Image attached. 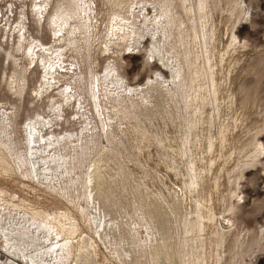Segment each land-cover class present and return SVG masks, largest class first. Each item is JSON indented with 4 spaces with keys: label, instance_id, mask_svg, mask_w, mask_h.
Segmentation results:
<instances>
[{
    "label": "bare ground",
    "instance_id": "6f19581e",
    "mask_svg": "<svg viewBox=\"0 0 264 264\" xmlns=\"http://www.w3.org/2000/svg\"><path fill=\"white\" fill-rule=\"evenodd\" d=\"M30 1V14L25 7L17 12L13 2L6 14L0 9L7 20L0 50L15 70L12 95L21 98L29 71H38L33 93L48 101V111L21 122L20 145L14 138L19 110L0 101V158L6 173L77 208L91 234L80 233L69 211L27 209L0 190V264H230L229 232L220 218L233 211V174L220 178L215 224L201 181L212 163L225 170L222 151L237 117L231 68L238 39L218 35L213 0H106L103 21L95 0ZM44 30L49 42L38 37ZM127 49L145 50L157 62L154 74L131 83L115 59ZM100 56L106 59L98 70ZM169 128L186 189L170 188L144 163V143L161 151ZM261 153H253L255 160ZM144 171L153 174L156 191ZM262 229L253 244L238 236L232 264H244L261 248Z\"/></svg>",
    "mask_w": 264,
    "mask_h": 264
},
{
    "label": "rangeland",
    "instance_id": "374dc122",
    "mask_svg": "<svg viewBox=\"0 0 264 264\" xmlns=\"http://www.w3.org/2000/svg\"><path fill=\"white\" fill-rule=\"evenodd\" d=\"M95 1L97 6L99 5L100 20L107 19L110 11L108 2L106 0ZM126 1L124 0V3ZM128 1L130 2V0ZM10 2L15 4L17 12H20L22 7H25V11L30 14V0H0V9H3L5 14L7 11L6 5ZM240 2L241 0H213L211 3L216 31L221 39L224 42L229 41L232 36H236L238 39L233 55L235 66L231 68L233 75L236 77L234 87L237 94V117L236 120L232 119L229 122L231 136L228 139L225 150L222 151L221 158L223 159L222 162L225 163V170L212 163L211 168L203 170L201 175L207 201L206 205L207 207L213 206L212 216L214 219L212 224H215L217 220L215 218L218 213L217 208L219 207L220 178L226 175L227 170L228 173L233 174V180L229 185L233 211L220 218L225 230L229 232L227 237V257L230 264L233 263L234 258L237 256L238 236L243 235L241 236L243 238L247 235L246 239L250 238L251 244H253L264 227V148L261 147L262 145L264 146V0H245L246 4L243 9L238 6ZM248 11L250 15H247ZM13 19L12 17L11 20ZM4 21L2 22L0 12V28L7 22L5 19ZM29 26L32 33L37 35L31 16ZM38 37L44 42L50 41L47 30L41 32ZM5 42L6 37L2 38V31L0 30V43L6 47ZM222 49L223 46L220 47V50ZM118 55L115 59H118L117 63L120 71L128 77L131 83L142 81L144 78L152 76L154 71L157 70V62L148 59L145 50L140 53V50L132 51L127 49L123 50V52L121 51ZM105 59V56L99 57L98 70L105 63ZM14 73L15 70L12 63L6 54L0 50V101L5 108L12 109L17 106L16 111L19 110L17 112V131L15 129L14 138L21 145L22 142L24 143L21 122L25 121L30 115L33 116L37 111L40 113L47 112L48 101L42 102L36 99L33 93V89L38 86V71L31 74L29 71L25 93L21 98L12 95L9 82ZM71 112L72 110H68L66 115L69 117ZM214 141H216V138ZM164 145L165 148L161 147V151H158L155 145L147 146L144 143V163H147L148 169L150 167L157 171L158 175L170 188L175 190L186 189L187 186L183 177L178 173L176 167L177 163L181 168L182 165L179 164V150L170 128ZM217 148L215 149L219 150ZM256 150H260L263 154L261 153L259 155L260 158L258 157L255 160L253 153ZM167 152H169L171 158L167 156ZM252 159L255 162L249 164V166L245 165L241 169L233 168L236 163H244ZM6 169L5 163L0 158V190L4 191L5 199H13L16 203H23L27 209L35 211H69L78 219L81 225L80 233L87 232L91 234L89 224L82 218L77 208L50 195L45 190L40 189L36 185L34 186L33 183L21 177L6 173ZM152 175L144 171V181L156 191L158 188ZM226 181L227 178L223 179L222 184ZM0 202L2 204L5 203V201ZM263 246L264 242H262L260 249L255 248L254 252H251V256L248 254L249 252L247 253L248 257L245 254L243 257H246L244 259L247 263L243 259L244 264H264ZM257 250L259 251L256 253L255 251ZM0 251H2L1 247ZM98 253L102 261H107V258H109L107 251L101 244H98Z\"/></svg>",
    "mask_w": 264,
    "mask_h": 264
}]
</instances>
